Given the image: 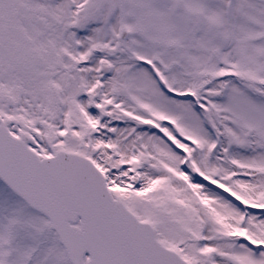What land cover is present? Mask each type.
<instances>
[{"label": "snow or ice", "instance_id": "6c2138e0", "mask_svg": "<svg viewBox=\"0 0 264 264\" xmlns=\"http://www.w3.org/2000/svg\"><path fill=\"white\" fill-rule=\"evenodd\" d=\"M0 264H264V0H0Z\"/></svg>", "mask_w": 264, "mask_h": 264}]
</instances>
